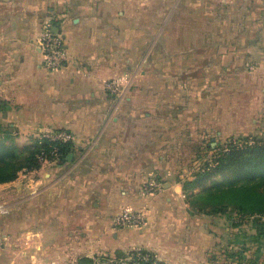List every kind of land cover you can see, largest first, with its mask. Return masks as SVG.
<instances>
[{"label": "crops", "instance_id": "0c3cea01", "mask_svg": "<svg viewBox=\"0 0 264 264\" xmlns=\"http://www.w3.org/2000/svg\"><path fill=\"white\" fill-rule=\"evenodd\" d=\"M48 21L65 41L59 71L37 45ZM110 79L121 94L105 91ZM58 130L75 137L64 163L0 184V252L72 264L138 249L204 264L175 176L201 134L264 139V0H0V146L26 154ZM152 180L162 192L145 189ZM130 209L148 224L114 227Z\"/></svg>", "mask_w": 264, "mask_h": 264}, {"label": "rangeland", "instance_id": "374dc122", "mask_svg": "<svg viewBox=\"0 0 264 264\" xmlns=\"http://www.w3.org/2000/svg\"><path fill=\"white\" fill-rule=\"evenodd\" d=\"M227 141L201 134L199 142L194 141L193 145L186 150L189 154L184 155V165L179 168L175 178L178 184L182 186L185 184L189 189L183 194V203L185 207L187 206L188 215L200 221V243H204L207 249L204 264H264V237H259V228L264 225V213H258L254 207L247 204L241 208L242 198L239 192L242 187H236V191L227 193L221 201L219 199L221 194L218 191L215 192L216 189L193 190L188 185L194 175L205 168L212 158H218L222 154ZM221 178L223 176L215 177L214 180H221ZM225 187L223 189H229L227 185ZM162 191L163 187L159 182L158 187L152 189L151 193ZM2 251L0 264H34L29 251L22 254L21 250L14 245L13 250L7 253ZM131 252H139V250L131 249L115 254L104 251L92 257L78 258L72 264H81V261L86 258L92 259L94 264H101L102 261H98L99 258L106 259L107 264L116 261L125 262V257ZM137 257L148 258L149 256L139 254Z\"/></svg>", "mask_w": 264, "mask_h": 264}, {"label": "trees", "instance_id": "16d2710c", "mask_svg": "<svg viewBox=\"0 0 264 264\" xmlns=\"http://www.w3.org/2000/svg\"><path fill=\"white\" fill-rule=\"evenodd\" d=\"M253 143H250V141ZM73 144H57L42 139L26 151V154L19 153L15 148L0 146V184L14 181L22 170L36 171L41 168L37 155L42 150L49 152L56 147L58 163H64L72 152ZM228 173V174H227ZM223 176L221 180H214L215 177ZM209 184V186H207ZM193 190H206L221 194V201L226 194L240 188L241 208L247 204L254 207L258 213H264V139L239 138L227 141L225 149L220 156L212 158L205 168L194 175L192 181L188 182ZM225 185L230 189L226 188ZM189 189L183 184V192ZM240 202V203H241ZM264 237V225L259 228V237ZM148 255L149 257H137ZM98 260V259H97ZM101 264H107L106 259L99 258ZM94 264L92 259H84L81 264ZM109 264H165L145 251L131 252L125 257V262H111Z\"/></svg>", "mask_w": 264, "mask_h": 264}, {"label": "built area", "instance_id": "2783aa9c", "mask_svg": "<svg viewBox=\"0 0 264 264\" xmlns=\"http://www.w3.org/2000/svg\"><path fill=\"white\" fill-rule=\"evenodd\" d=\"M37 45L44 55V67L49 71H59L63 69L68 61L65 41L62 35L53 30L51 21L43 27L41 36L37 40ZM123 79H110L104 83V89L112 95H119L123 92ZM42 139L57 144H74L75 137L67 130H58L46 133ZM250 143H253L251 140ZM58 153L56 147H52L49 152L42 150L37 155L38 163L43 166L58 163ZM158 187V183L151 181L145 189L149 192ZM113 224L117 228L142 229L147 225V215L142 210H123L113 219Z\"/></svg>", "mask_w": 264, "mask_h": 264}, {"label": "water", "instance_id": "95a60500", "mask_svg": "<svg viewBox=\"0 0 264 264\" xmlns=\"http://www.w3.org/2000/svg\"><path fill=\"white\" fill-rule=\"evenodd\" d=\"M56 29V28H55ZM55 29H53L55 31Z\"/></svg>", "mask_w": 264, "mask_h": 264}]
</instances>
